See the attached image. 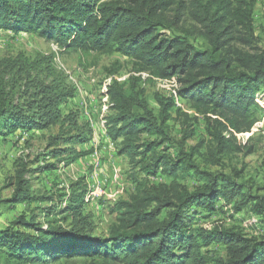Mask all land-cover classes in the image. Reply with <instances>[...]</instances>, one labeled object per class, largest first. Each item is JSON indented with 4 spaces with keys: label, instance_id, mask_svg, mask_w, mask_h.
<instances>
[{
    "label": "trees",
    "instance_id": "obj_1",
    "mask_svg": "<svg viewBox=\"0 0 264 264\" xmlns=\"http://www.w3.org/2000/svg\"><path fill=\"white\" fill-rule=\"evenodd\" d=\"M257 2L0 0V30L36 34L84 55L120 54L131 60L134 74L106 86L109 113L104 126L118 155L134 170L168 180L156 184L134 177L135 193L111 209L115 221L107 239L94 233L92 215L85 209L86 191L73 195L65 206L43 209L46 216H62L69 227L43 229L22 222L38 233L0 231V264H264V238L195 224L198 209L214 214L230 207L250 210L264 222V185L255 191L253 182H243V171H212L196 158L217 168L233 154L254 152L238 135L255 128L260 93L264 96V46L259 47L264 37L256 35L254 25ZM150 79L176 84L173 95L207 118V142L188 148L192 118L176 109L173 96L157 95L156 112L145 87ZM36 95L21 108L0 90V134L60 125L62 137L56 141H90L91 131L81 132L78 114L62 113L71 91L42 83ZM173 120L183 126L180 141L171 134ZM65 152L70 153L69 163L84 156L71 149L53 154ZM28 173L24 166L17 174L15 194L7 203L33 200ZM191 178L197 181L193 187ZM215 244L223 247L225 257L211 250Z\"/></svg>",
    "mask_w": 264,
    "mask_h": 264
},
{
    "label": "rangeland",
    "instance_id": "obj_2",
    "mask_svg": "<svg viewBox=\"0 0 264 264\" xmlns=\"http://www.w3.org/2000/svg\"><path fill=\"white\" fill-rule=\"evenodd\" d=\"M254 15L256 35L264 37V0H257ZM170 33L169 36H174ZM264 46L261 44L259 47ZM133 63L120 55L82 54L80 51L65 50L56 43L36 34L0 30V90L8 101L26 108L36 98L40 85L55 84L71 91L72 96L61 105L63 115L77 113L81 132L91 131V139L86 144L56 141L62 137L60 125L47 130L18 129L15 133L0 134V231H23L36 235L38 232L22 226V222L39 225L48 229L51 225L69 227L62 216H46L43 209L52 205L65 206L75 194L86 191V213L92 215L95 235L102 239L109 236V228L115 221L111 209L120 200L135 193L134 177L152 183L168 181L158 174L148 177L134 170L126 157L118 155L116 145L110 139L104 126L108 115L106 86L112 80L126 82L133 74ZM113 73V74H112ZM143 77H148L143 74ZM146 80L147 97L151 107L158 112L157 95L174 98L176 109L189 115V131L193 132L188 148L207 142V118L198 115L187 100L173 95L177 89L174 83L150 79ZM262 97V98H261ZM256 110L258 123L250 133L238 135V141L253 147V153L233 154L221 167L212 168L201 162L202 168L212 171H243V182H253L256 187L264 185V96ZM175 116V114H174ZM176 117V116H175ZM170 131L176 140L183 138L181 121L169 122ZM83 126V127H82ZM186 125H184L185 127ZM5 132V130H3ZM76 135V133L73 132ZM57 149H71L84 154L69 163L70 153L54 156ZM201 152L205 148H200ZM74 155L73 157H75ZM26 166L30 173L26 180L30 183L33 200L20 203H7L13 198L17 186V174ZM195 178L189 180L193 187ZM67 202V203H66ZM222 203V202H221ZM221 203L217 207H221ZM57 206V207H58ZM46 211V210H45ZM195 218L198 227L213 229L224 227L240 232L246 237L264 238V222L250 210L236 212L233 208L220 209L214 214L198 209ZM211 250L225 257L222 246L215 244ZM29 264V263H27Z\"/></svg>",
    "mask_w": 264,
    "mask_h": 264
},
{
    "label": "built area",
    "instance_id": "obj_3",
    "mask_svg": "<svg viewBox=\"0 0 264 264\" xmlns=\"http://www.w3.org/2000/svg\"><path fill=\"white\" fill-rule=\"evenodd\" d=\"M174 87H175V84H174ZM173 94H176V91H175V89H173Z\"/></svg>",
    "mask_w": 264,
    "mask_h": 264
}]
</instances>
